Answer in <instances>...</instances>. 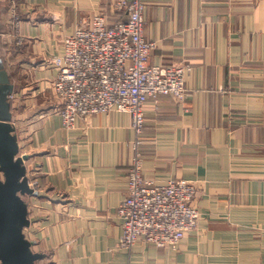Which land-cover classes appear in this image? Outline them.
<instances>
[{"label": "crops", "instance_id": "obj_1", "mask_svg": "<svg viewBox=\"0 0 264 264\" xmlns=\"http://www.w3.org/2000/svg\"><path fill=\"white\" fill-rule=\"evenodd\" d=\"M117 1L19 0L14 34L0 0L4 60L15 71L11 125L36 183L25 238L42 264H264V0H147L149 63L190 68L183 103L160 96L143 106V176L196 188L197 228L175 250L119 247L131 116L96 114L67 130L51 86L64 38L98 15L125 19Z\"/></svg>", "mask_w": 264, "mask_h": 264}, {"label": "built area", "instance_id": "obj_2", "mask_svg": "<svg viewBox=\"0 0 264 264\" xmlns=\"http://www.w3.org/2000/svg\"><path fill=\"white\" fill-rule=\"evenodd\" d=\"M6 1L15 34L21 21L20 3ZM146 7L147 0H118L114 11L124 13L125 19L110 25L106 16L98 15L66 36L63 54L50 58L57 70L51 86L61 103L58 111L67 130L77 120L86 122L96 114L117 111L131 116L135 139L127 170L128 189L116 210L122 222L119 247L130 249L141 241L175 250L180 240L197 228L200 213L192 206L196 188L183 179H170L160 185L143 176V106L150 100L157 102L160 96L183 103L188 97L185 76L190 68L149 63L156 43L144 38ZM15 40L17 45L25 41L22 36ZM8 98H14L12 93ZM29 186L34 188L36 183L29 182Z\"/></svg>", "mask_w": 264, "mask_h": 264}, {"label": "water", "instance_id": "obj_3", "mask_svg": "<svg viewBox=\"0 0 264 264\" xmlns=\"http://www.w3.org/2000/svg\"><path fill=\"white\" fill-rule=\"evenodd\" d=\"M11 77L0 70V264H38L43 254L32 250L33 243L24 236L28 227V206L24 196L30 188L24 161L11 125L12 110L9 95L13 92Z\"/></svg>", "mask_w": 264, "mask_h": 264}, {"label": "trees", "instance_id": "obj_4", "mask_svg": "<svg viewBox=\"0 0 264 264\" xmlns=\"http://www.w3.org/2000/svg\"><path fill=\"white\" fill-rule=\"evenodd\" d=\"M8 48L9 47L7 45H4L2 43V40L0 38V70L5 69L6 71H8L10 77H15V71L11 73V69L9 68L7 62H5L4 60V53L6 50H8ZM23 198L25 200L26 196H24Z\"/></svg>", "mask_w": 264, "mask_h": 264}, {"label": "rangeland", "instance_id": "obj_5", "mask_svg": "<svg viewBox=\"0 0 264 264\" xmlns=\"http://www.w3.org/2000/svg\"><path fill=\"white\" fill-rule=\"evenodd\" d=\"M2 179H3V175H2V177H1ZM34 250V252H37L36 250H35V248L33 249ZM38 264H42V262H40L39 261V263Z\"/></svg>", "mask_w": 264, "mask_h": 264}]
</instances>
